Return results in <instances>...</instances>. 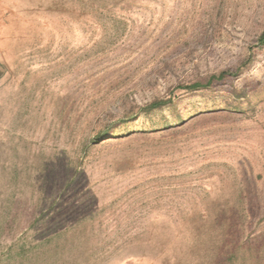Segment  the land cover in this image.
I'll use <instances>...</instances> for the list:
<instances>
[{"label": "rangeland", "instance_id": "rangeland-1", "mask_svg": "<svg viewBox=\"0 0 264 264\" xmlns=\"http://www.w3.org/2000/svg\"><path fill=\"white\" fill-rule=\"evenodd\" d=\"M263 31L264 0H0V264H264Z\"/></svg>", "mask_w": 264, "mask_h": 264}, {"label": "trees", "instance_id": "trees-1", "mask_svg": "<svg viewBox=\"0 0 264 264\" xmlns=\"http://www.w3.org/2000/svg\"><path fill=\"white\" fill-rule=\"evenodd\" d=\"M259 43L264 44V31L259 36ZM253 58L248 57L238 68L235 70L225 69L219 72H214L206 76L205 78H199L194 81L179 83L173 86L165 96L157 97L148 104L139 106L136 115L141 113L150 114L157 110H163L167 107H174L179 100L181 95L184 94H195L204 91H210L214 89V87L219 84L225 82L230 77H235L252 64ZM234 99L242 101V99H248L250 101L249 95L245 90H237L233 89ZM228 107H232L231 104L227 105ZM184 121V118L181 115H178L175 122L181 123ZM105 133L97 132L96 138L100 139Z\"/></svg>", "mask_w": 264, "mask_h": 264}]
</instances>
